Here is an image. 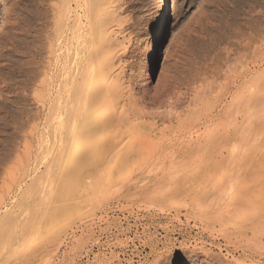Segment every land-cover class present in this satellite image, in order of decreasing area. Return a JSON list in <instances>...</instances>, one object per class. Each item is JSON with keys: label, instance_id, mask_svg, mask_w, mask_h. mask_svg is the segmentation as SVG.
I'll use <instances>...</instances> for the list:
<instances>
[{"label": "bare ground", "instance_id": "6f19581e", "mask_svg": "<svg viewBox=\"0 0 264 264\" xmlns=\"http://www.w3.org/2000/svg\"><path fill=\"white\" fill-rule=\"evenodd\" d=\"M41 5L42 0H31L28 14L37 20ZM120 11L119 0H69L66 41L60 42L63 46L48 62L41 82L29 93L38 106L35 104V111L25 115L24 120L17 112L14 136L7 134L0 139V175L4 173L0 183V264H19L30 250L32 254L39 252L36 256L40 257L44 251L42 240L49 242L65 226L76 201L95 199L106 192L113 165L119 170L149 164L175 167L168 173L169 179L180 178L183 171L191 170L187 172L188 177L192 173L191 180H182L183 190H179L183 187L179 180L168 187L173 186L170 194L176 190L177 196L185 195L181 197L186 201L177 197L181 200L177 201L179 206L172 203L178 206L176 210L210 216L220 223L236 220L251 231L264 227V199L245 196V176H239L243 182L237 176L234 181L240 184L233 181L236 185L233 183L231 189L232 194L238 192L235 196L241 197L234 198L225 188L223 198L212 187L204 188L213 183V177L201 173L215 166L222 172L236 169L237 162L257 157L254 160L258 163L264 157V125L256 127L258 120H264V104L251 107L255 96L264 97V39L260 28L256 27L258 35L254 34L250 47L248 42L236 44L231 56L226 53L231 48H224L223 63L228 57L232 62L224 68L218 85L212 74L200 75L187 83L189 89L180 91L176 83L165 82L160 73L153 89L144 86L133 92L121 70V30L104 26L107 16L115 18ZM173 34L172 30L163 46L161 70L171 56ZM25 83L18 87L0 84V95L10 90L15 102L22 104L30 89ZM261 98L256 100L261 102ZM145 103L149 108L144 107ZM154 115L166 117L174 126L160 128L154 135L150 121ZM252 167L249 169L253 171ZM241 171L238 169L237 175H242ZM240 256L249 262L258 260L264 256V248Z\"/></svg>", "mask_w": 264, "mask_h": 264}, {"label": "rangeland", "instance_id": "374dc122", "mask_svg": "<svg viewBox=\"0 0 264 264\" xmlns=\"http://www.w3.org/2000/svg\"><path fill=\"white\" fill-rule=\"evenodd\" d=\"M30 1L0 0V84L18 87L26 82L30 88L22 104L15 102L10 90L0 95L3 98V101H0L1 140L5 139L3 136L7 134L13 135L12 131L14 132L17 127L15 126L17 112L20 119L24 120L35 111L38 104L32 100L30 92L41 82L39 79H42L44 69L49 61H53L59 47L63 46L60 42L64 43L69 33L67 32L69 0H42L37 20L27 12ZM119 2L122 5L120 15L115 18L107 16L104 26L107 28L110 25L108 28L111 27L116 32L121 30L118 32L122 34H118L121 48L119 53H122L121 70L124 82L129 88L134 89L133 92L136 88L144 86L153 89L159 81L157 79L160 73L163 74L165 82L176 83L180 91L190 88L187 83L200 78V75L208 77L213 75L214 79L217 78L214 82L218 85L224 68L232 62L229 61L231 57H228L229 62L223 63L224 52L231 50L226 52L231 53L233 47L235 50L238 44L246 42L250 47L252 39L256 38L254 34L258 35L256 27L260 28V37L264 39V0H119ZM111 19H114L113 22ZM171 29L175 42L171 56L161 70L159 64L162 62L160 61L162 52L160 54L159 45L162 39L169 37ZM35 66H38L37 69ZM211 70L215 72L212 73ZM260 98L255 96L254 102L251 101L253 104L250 102L251 107L264 104V97L258 102ZM145 104L144 107L149 108V104ZM150 121L154 132L156 131L154 135L160 128L174 126V123L164 116L154 115ZM257 122L256 127L264 125V120ZM262 131L264 132V126ZM20 132L17 133L19 137ZM16 141L21 142L20 138ZM252 158L243 163L237 162L236 169L232 167L227 170L228 172L224 168L222 172L218 166L213 167L215 169L207 168L206 172L203 170L201 173L213 177L214 184L204 185V188L212 187L220 193L218 197L224 198L225 188H229L232 194L231 189L235 183L239 185L243 182L239 180V176H242V179L245 176L244 184L248 185L244 191L245 196L252 195L264 199V157L262 156L258 163L256 161L259 158ZM256 158L257 160H254ZM10 163H7V168ZM241 163L242 165H239ZM163 166L131 165L125 168L126 170L120 169L121 172L113 165L106 192L95 199L89 198L88 201L83 199L85 203L81 201L82 199L80 202L76 201L73 208L75 210L69 213L65 226L60 228L49 242L46 238L42 240L44 251L41 256H36L39 252L32 254L33 251L30 250L19 264H264V256L258 260L253 258L257 262L253 259L250 262L249 259L242 260L240 256V253L247 254L251 250L264 248V227L251 231L236 220L229 219L220 223L210 216L200 217L191 213L184 214L181 209L176 210L181 200L186 201L183 199L185 195L177 196L178 193H175L174 189L172 191L174 193L170 194L173 186L170 189L168 187L175 180L179 183L186 179L184 181L188 183L192 173L188 177L187 172L191 170H186L182 172L183 174L180 173L182 174L180 178L169 179L168 173L175 171L176 168ZM251 167L254 172L249 169ZM238 169L242 170V175H237ZM243 170H246L245 174ZM2 173L0 183L4 174ZM225 175H229L228 178ZM177 183L175 182V185ZM177 186L175 188L179 187ZM180 186H183V181L180 182ZM182 188L185 187L181 189L179 187V190H183ZM201 189L204 191L202 187ZM163 190V194L168 192V196L162 194ZM199 192L200 190L197 191L198 194ZM198 194L197 196L200 195ZM203 194L205 195V192L201 195ZM237 194L238 192L235 195ZM172 195L175 200L171 199ZM235 195L232 194L234 198L241 197ZM175 197L182 199L179 201ZM172 203L178 206H173ZM218 222L221 225H218ZM257 245L261 247H256Z\"/></svg>", "mask_w": 264, "mask_h": 264}, {"label": "water", "instance_id": "95a60500", "mask_svg": "<svg viewBox=\"0 0 264 264\" xmlns=\"http://www.w3.org/2000/svg\"><path fill=\"white\" fill-rule=\"evenodd\" d=\"M166 41H167V37L164 38V39H162V40L160 41V45H159V52H160V54H161V52H162L163 46L165 45Z\"/></svg>", "mask_w": 264, "mask_h": 264}]
</instances>
